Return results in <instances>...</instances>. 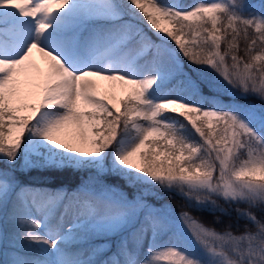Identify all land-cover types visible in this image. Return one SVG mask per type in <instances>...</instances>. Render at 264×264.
Instances as JSON below:
<instances>
[{"label": "snow or ice", "instance_id": "snow-or-ice-1", "mask_svg": "<svg viewBox=\"0 0 264 264\" xmlns=\"http://www.w3.org/2000/svg\"><path fill=\"white\" fill-rule=\"evenodd\" d=\"M232 89L264 100V0H0V163L140 188L26 187L0 168V264H264V107L225 105ZM156 187L246 226L155 207Z\"/></svg>", "mask_w": 264, "mask_h": 264}, {"label": "trees", "instance_id": "trees-1", "mask_svg": "<svg viewBox=\"0 0 264 264\" xmlns=\"http://www.w3.org/2000/svg\"><path fill=\"white\" fill-rule=\"evenodd\" d=\"M198 2V0H182V3L186 6H191L192 4ZM205 2H209V0H205ZM250 4H252L255 8H259L261 0H248ZM146 32H149V35L152 33L149 29L145 26L144 29ZM155 39V36H153ZM171 43V42H170ZM172 47H175L174 43L171 44ZM241 48H243V41H241ZM180 59L183 61L184 70L186 72H190L192 68L198 67L195 65H189L188 61L180 56ZM215 75V73H212ZM234 93V94H231ZM230 94H221L219 99L225 105H232V104H242V105H251L257 104L260 101V98L249 94L248 96H243L239 89H232ZM110 164V161H109ZM5 164L1 163L0 166ZM9 168L7 165H5ZM93 171L90 168H81V169H47V168H31L27 169L22 167V161L17 163L14 169L9 168V175L10 177L15 178V181L19 184L26 186V187H35V188H47V189H66V190H73L76 186L79 185L81 181L87 179V175L89 171ZM95 177L99 180L104 181L107 184L114 185L121 190L125 191V193L129 195L136 194L140 191V188H132L129 187L124 180L119 179L118 177L108 175L107 173H99L97 170L94 169ZM156 193H159V196H146L145 198L148 199L153 205L160 204L161 202L167 200L171 207L175 211L177 210H184L189 212L190 215L195 217L198 221H200L206 227L215 228L217 231H223L226 225L231 224L233 230L243 231L246 222L243 220L237 221L236 220V206H227L220 202V206L226 208L229 212H231V218L228 217H221L218 213L212 214L208 212H199L195 211L191 208L187 207V204L183 197L180 195L173 193V194H166L162 189L156 187L153 189ZM162 196L163 199L159 197ZM241 209H244V205L239 206ZM259 215V214H258ZM217 220H223V224H217ZM250 227V226H249Z\"/></svg>", "mask_w": 264, "mask_h": 264}, {"label": "rangeland", "instance_id": "rangeland-1", "mask_svg": "<svg viewBox=\"0 0 264 264\" xmlns=\"http://www.w3.org/2000/svg\"><path fill=\"white\" fill-rule=\"evenodd\" d=\"M34 59L36 60V62L39 64L40 63V60L37 58V57H35L34 56ZM101 84L103 85V88L105 89V88H109L110 87V85H108L107 84V82H101ZM251 105H255V106H257V107H264V100H262V99H260V101H259V103H257V104H251ZM1 164V163H0ZM0 168H5V169H7V175L10 177V171H9V168H7L5 165H3V166H0ZM95 172H94V169H93V171H89L88 172V177H87V179H84L83 181H81L80 183H79V185L78 186H76V188L75 189H73V190H67V191H69V192H74V191H76L77 189H80V188H82L83 186H89V187H95V186H97L98 184H100V183H105L104 181H102V180H99L98 178H96L95 176ZM17 184H19L18 182H16ZM19 185H21V184H19ZM21 186H23V185H21ZM63 190H66V189H63ZM123 191V190H122ZM125 192V191H124ZM135 194V193H134ZM133 194V195H134ZM129 196H132V195H129ZM146 199V198H145ZM146 201L149 203V204H151V205H153L150 201H148V199H146ZM163 205H169L170 206V204L168 203V201L167 200H165V201H163V202H161L160 204H155V205H153V206H155V207H161V206H163ZM171 207V206H170ZM172 208V210L176 213V215L177 216H179L180 215V213L181 212H183L184 210H177V211H175L174 209H173V207H171ZM192 216V215H191ZM193 217V216H192ZM194 219H196L195 217H193ZM197 220V219H196ZM5 227L7 228V230L9 231V232H11V230H12V226H11V224H8L7 222H5ZM206 227V226H205ZM209 228H212V227H209ZM96 243H98V244H105V245H111L112 247H115V245H116V240L115 239H112V240H108V241H104V240H97L96 241ZM23 251H25V252H27V249H25V250H23ZM17 254H20L19 252L17 253ZM12 255H13V253H12V250H11V245H6V246H0V262H2V261H4V260H8V259H10L11 257H12Z\"/></svg>", "mask_w": 264, "mask_h": 264}, {"label": "bare ground", "instance_id": "bare-ground-1", "mask_svg": "<svg viewBox=\"0 0 264 264\" xmlns=\"http://www.w3.org/2000/svg\"><path fill=\"white\" fill-rule=\"evenodd\" d=\"M34 56L37 57L40 60V57H39L38 53L34 54ZM105 89H107V88H105Z\"/></svg>", "mask_w": 264, "mask_h": 264}]
</instances>
